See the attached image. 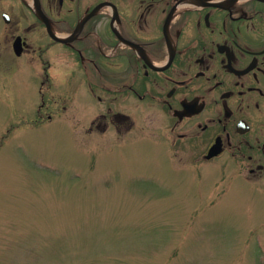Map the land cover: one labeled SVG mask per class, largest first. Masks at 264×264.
Masks as SVG:
<instances>
[{"label": "flooded vegetation", "instance_id": "obj_1", "mask_svg": "<svg viewBox=\"0 0 264 264\" xmlns=\"http://www.w3.org/2000/svg\"><path fill=\"white\" fill-rule=\"evenodd\" d=\"M2 41L41 61L47 121L73 110L124 153L150 129L170 175L264 202V0H0Z\"/></svg>", "mask_w": 264, "mask_h": 264}, {"label": "rangeland", "instance_id": "obj_2", "mask_svg": "<svg viewBox=\"0 0 264 264\" xmlns=\"http://www.w3.org/2000/svg\"><path fill=\"white\" fill-rule=\"evenodd\" d=\"M8 43L0 44L8 59L0 63V264H264V202L221 194L223 183L209 184L196 165L170 175L150 129L124 153L87 121L76 131L66 122L73 110L49 108L47 121L41 61L17 57Z\"/></svg>", "mask_w": 264, "mask_h": 264}, {"label": "water", "instance_id": "obj_3", "mask_svg": "<svg viewBox=\"0 0 264 264\" xmlns=\"http://www.w3.org/2000/svg\"><path fill=\"white\" fill-rule=\"evenodd\" d=\"M15 47H16V50L19 52L21 49V47H20V44H19V42L18 41H16V43H15Z\"/></svg>", "mask_w": 264, "mask_h": 264}]
</instances>
